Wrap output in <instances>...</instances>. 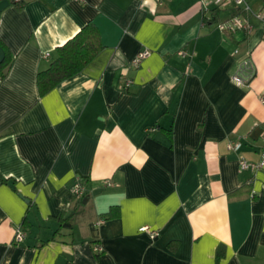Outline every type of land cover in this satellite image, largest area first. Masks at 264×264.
Returning <instances> with one entry per match:
<instances>
[{
    "label": "crops",
    "instance_id": "1",
    "mask_svg": "<svg viewBox=\"0 0 264 264\" xmlns=\"http://www.w3.org/2000/svg\"><path fill=\"white\" fill-rule=\"evenodd\" d=\"M248 2L264 15V0ZM228 5L225 19L251 30H219L200 0H26L0 13L12 55L0 80V264H264V168L239 167L264 145V20ZM90 21L101 51L39 96L37 72ZM142 48L150 55L128 66ZM247 53L254 77L237 86ZM112 206L118 216L102 220ZM74 209L61 227L56 215Z\"/></svg>",
    "mask_w": 264,
    "mask_h": 264
},
{
    "label": "trees",
    "instance_id": "2",
    "mask_svg": "<svg viewBox=\"0 0 264 264\" xmlns=\"http://www.w3.org/2000/svg\"><path fill=\"white\" fill-rule=\"evenodd\" d=\"M10 4L21 8L26 0H8ZM210 20L218 19V7H211ZM208 10V9H207ZM0 46L4 49L5 56L0 63V80L3 79L11 66L12 55L6 46L0 41ZM103 48L99 30L93 22L86 23L81 29L65 43L56 48V56L52 59L46 69L40 70L36 74V88L39 96L46 94L59 83L79 73ZM251 188V183L247 182L241 187ZM83 195V194H82ZM79 196V197H82ZM75 196V195H73ZM253 197V194H250ZM76 197V196H75ZM84 198H80L79 202H83ZM74 209L70 214L66 215L60 210L56 218L63 228H72L73 220L77 214ZM118 216V207L112 206L108 211L101 213L100 217L106 221Z\"/></svg>",
    "mask_w": 264,
    "mask_h": 264
},
{
    "label": "built area",
    "instance_id": "3",
    "mask_svg": "<svg viewBox=\"0 0 264 264\" xmlns=\"http://www.w3.org/2000/svg\"><path fill=\"white\" fill-rule=\"evenodd\" d=\"M153 1L156 2L157 4H160L162 3L163 0H153ZM200 2L205 7L207 3H211L213 7H219L224 2H230L234 6L241 8V10L247 15H253L257 19L264 20V15H262L261 13L252 11L248 0H200ZM217 28L226 33H233L238 30L249 31L252 29V25L249 23V21L246 18L240 15H232L223 21H219L217 23ZM150 53L151 51L149 49H145V48L140 49L129 60L128 66L137 67L143 59H145L146 57L150 55ZM177 54L180 56H186V52L184 50L177 51ZM236 55H239L238 49L234 50L233 52V56H236ZM48 56H49V52L44 54V57H48ZM253 77H254V67H253L251 57L247 53V54H244L242 57H240L237 70L231 76V80L237 86H245L249 84V82L251 81ZM129 83H130V80H126L125 86H128ZM261 100L264 101V98L261 97ZM149 130H153V129L151 128ZM262 141H264V135H262ZM240 145H241L240 142H229L227 144V147L231 150H237L240 147ZM239 167L241 170H252V171L264 168V145H262L261 155L257 162H250L244 158H240ZM71 190H72L73 195H75L76 197H79L84 193V187L79 178L74 179L72 186H71ZM139 231L147 233L151 239L155 238L158 235V231L155 229H152L148 225L139 227ZM24 236H25L24 231L22 230L20 226H18L15 229L13 240L17 243L21 242ZM100 250L101 249L99 246L96 245L94 247L95 252L100 251Z\"/></svg>",
    "mask_w": 264,
    "mask_h": 264
},
{
    "label": "water",
    "instance_id": "4",
    "mask_svg": "<svg viewBox=\"0 0 264 264\" xmlns=\"http://www.w3.org/2000/svg\"><path fill=\"white\" fill-rule=\"evenodd\" d=\"M10 4V2L8 0H0V13L6 8L8 7V5ZM5 56V52L4 49L0 46V63L2 62V60L4 59Z\"/></svg>",
    "mask_w": 264,
    "mask_h": 264
},
{
    "label": "rangeland",
    "instance_id": "5",
    "mask_svg": "<svg viewBox=\"0 0 264 264\" xmlns=\"http://www.w3.org/2000/svg\"><path fill=\"white\" fill-rule=\"evenodd\" d=\"M226 3V6H229L228 4H230L229 2H225ZM222 6V5H221ZM226 6H224V7H220V9H219V20L218 21H216V23L215 24H217L219 21H223L224 19H225V16H226V12H227V8L228 7H226Z\"/></svg>",
    "mask_w": 264,
    "mask_h": 264
}]
</instances>
